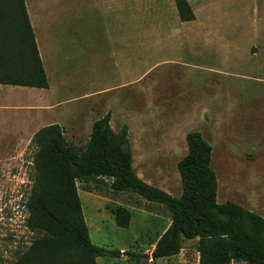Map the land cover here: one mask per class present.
Listing matches in <instances>:
<instances>
[{"label":"rangeland","instance_id":"obj_1","mask_svg":"<svg viewBox=\"0 0 264 264\" xmlns=\"http://www.w3.org/2000/svg\"><path fill=\"white\" fill-rule=\"evenodd\" d=\"M26 1V5L32 3ZM130 1L131 12L124 7V12L120 9L117 13L130 20L131 45L138 49L131 54L132 73L145 68L150 73L138 86L116 92L123 107L107 106V94L54 107L52 104L82 93V86L85 89L75 80L73 56L68 57L70 52L60 49L57 52L54 40L49 42V54L46 52L51 89L0 85V264L13 263L34 240L35 235L26 227L25 208L33 184L30 141L39 128L54 122L62 125L70 145L82 149L89 140L88 127L110 111L111 116L114 114V130L129 123V138L132 136L137 144L131 142L134 173L174 197L181 194L177 163L187 153L184 134L198 131L213 149L217 202L240 205L243 197L249 201L254 196L252 184L258 181V202L264 206V53L258 58L250 54L254 29L250 0L221 3L216 17L221 16L225 23L222 41L198 44L195 52L184 47L177 49L178 42L166 37L175 27L171 20L162 23L155 10V5L164 0H153L154 4L150 0ZM65 2L64 16H69L66 29L70 31L81 7L85 11L87 0ZM59 4L60 0H53L50 6L52 14L57 13L56 21ZM216 20L213 26L221 23ZM160 27V34L166 38L160 50L141 52L138 36L154 34ZM258 27V38L262 40L264 9ZM57 30L58 24L54 26L56 33ZM260 40V45H264ZM154 45L148 41L144 46ZM253 48L252 51L258 50L255 45ZM138 52L143 53L141 62L136 60ZM92 70L97 71V63ZM99 180L76 184L90 239L97 246L134 257H100L97 264H197L196 240L185 241L174 257L151 259V246L170 223L168 211L136 194L114 193L107 179ZM118 207L131 213L126 229L114 222L113 211Z\"/></svg>","mask_w":264,"mask_h":264},{"label":"trees","instance_id":"obj_2","mask_svg":"<svg viewBox=\"0 0 264 264\" xmlns=\"http://www.w3.org/2000/svg\"><path fill=\"white\" fill-rule=\"evenodd\" d=\"M174 3L181 22L195 19L186 0ZM0 85L49 87L24 0H0ZM110 119L108 111L92 123L82 149L70 145L57 124L33 134V184L25 208L26 227L35 237L11 264H97L100 257H134L90 239L76 184L99 179H107L114 193L130 192L168 211L170 223L151 259L176 256L185 241L196 240L198 264H264V218L233 202H217L213 149L200 132L185 135L187 153L177 163L181 194L174 197L134 173L128 127L114 131ZM113 214L117 227H129L127 208Z\"/></svg>","mask_w":264,"mask_h":264},{"label":"crops","instance_id":"obj_3","mask_svg":"<svg viewBox=\"0 0 264 264\" xmlns=\"http://www.w3.org/2000/svg\"><path fill=\"white\" fill-rule=\"evenodd\" d=\"M52 1L53 0H36L35 2V0H32V3L30 2L27 5L25 4V6H27L26 10L33 29L39 55L44 68V72L45 74L46 73L48 74L49 71L47 66V61L49 56L47 55L48 53L47 49L50 44L49 42L54 40L55 48L57 52L60 49L61 52L64 51L70 52L68 57L73 56L75 80L80 85L85 86V89L82 86L83 92L80 93L79 95L66 99L62 102H57L52 105H54V107L55 106L58 107L64 104L68 105L73 102L94 99L95 97L98 98L99 96L107 94V96H105L106 99L108 100L107 106L123 107L124 104L120 103V99H119L120 96L116 92L120 90L126 91L127 88H130L132 86H138L144 81L145 75L150 73L149 72L150 70L147 68H145L143 72H137L135 74L132 73L131 64L133 62V59L131 58L132 56L131 54L132 52L137 51L138 49L133 48L131 45L132 37L130 34V20L126 21L125 17L123 16L120 17L119 14L117 13V10L120 9L124 12V7L128 10V12L129 11L131 12V1L130 0H87L86 4H84L85 11L83 10V7H81L78 16L74 18L73 28L70 31L66 29L67 28L66 20H69V16L68 17L64 16L65 12L67 11L66 9H64L66 0H64L63 5L61 4L62 0H60L59 6L61 7L59 11L58 21L55 20L57 13L52 14L51 11L50 6ZM83 1L84 0H80V2ZM186 1L188 2L190 8L192 9L195 15V19L190 22H181L179 20L174 0H164L163 3L155 5L156 12L160 13L161 15L160 19L162 20V23L169 22L171 20L170 22L175 27L174 29L172 28L171 31L169 30L168 35L166 37L168 39H171V41L178 42L179 45L177 49H181L184 47L186 49L192 50L193 52H195L196 49L198 48V44L209 43V42L215 43L222 41L223 39L222 31L223 28L225 27V23L221 22V16H218L220 20L218 21L216 20L218 19V17H216V13L219 12V10L221 9V3L225 2V0H186ZM150 2L154 4L153 0H150ZM250 2H251L250 6L254 16V20H253L254 29L252 31V38H251L253 40H251L250 42L251 43L250 54L251 56L258 58L262 55V53H264V45L263 44L260 45V43L258 42V40H260V38H258L260 34V33L258 34L259 31L258 24H259L260 13H263V9H264V5H263L264 0H250ZM140 11H142V9ZM85 12L88 13L85 14ZM215 20L221 23H218L217 26H213ZM57 24H58V30H57L58 32L56 33L54 31V26H56ZM162 27L156 30L154 34H143L141 36H138L137 38L138 44L142 45L139 48L141 52L147 53L153 50L154 53H156L157 51L160 50L161 42L164 41V39H166L163 37L162 34H160ZM148 41H153V44L155 45L153 47L144 46L147 44ZM260 41L264 42V39ZM40 44L42 46L41 48H39ZM253 45H255L258 48L256 52L252 51L254 49ZM141 52H138L139 56L138 58H136L138 62H141L142 59L143 53ZM96 63H97V71H93L92 65ZM158 63L159 62H157L156 65ZM99 64H101V69H98ZM47 74L46 77L48 80L49 87L43 90H49L52 88V84ZM31 89H37V88H31ZM49 105L50 104H48V106ZM162 105L163 104H160L159 106L162 107ZM113 115L114 114L112 113L110 119L111 128L113 125L112 122ZM52 124H57V122H54ZM124 125L128 127L129 123L125 122ZM59 126L62 127V125ZM91 126L92 124L88 127L89 135L91 132ZM128 131H129V127H128ZM63 134H64V130H63ZM186 134L187 133L184 134V137ZM129 139H130V145L131 142H133L134 145H137L136 142L133 141L132 136ZM134 145H131V150L134 147ZM132 167H133V154H132ZM211 167H212V161H211ZM259 183L261 182L256 181L255 184H252V189L254 188L253 189L254 196L251 195L250 196L251 199L249 201L247 197H243L239 199V203L240 206L242 207L247 206V210L254 211L256 214L264 218V206H262L258 202L260 200V197L257 195V192H259L258 190V186L260 185ZM154 245L155 243L151 246V250H150L151 252L154 248ZM162 259L165 258H159L155 260L160 261ZM197 264H198V258H197Z\"/></svg>","mask_w":264,"mask_h":264}]
</instances>
